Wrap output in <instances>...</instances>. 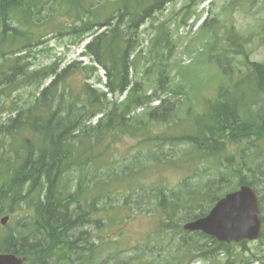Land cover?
Listing matches in <instances>:
<instances>
[{
	"label": "trees",
	"instance_id": "16d2710c",
	"mask_svg": "<svg viewBox=\"0 0 264 264\" xmlns=\"http://www.w3.org/2000/svg\"><path fill=\"white\" fill-rule=\"evenodd\" d=\"M170 1L0 0V218L9 217L0 225V253L24 257L22 264H218L222 253L226 259L219 264H242L241 251L185 231L183 223L205 216L217 200L243 184L258 194L264 222V63L246 59L234 73L231 65H217L225 82L204 112L190 117L188 130L153 132V127L175 123L176 103L163 98L135 113L160 96H146L131 72L141 50L138 29ZM110 2L115 10L102 20L100 11ZM59 8L73 16L68 33L75 43L91 37L82 54L97 65L32 64V48L42 42L34 30ZM233 31L228 33L233 53L248 58L244 39ZM162 34L159 26L152 40L158 54ZM151 67L158 90H169L168 65ZM123 135L139 138L127 159L114 150ZM245 139L255 149L253 161L247 149L238 158L222 156L227 146ZM215 158L222 168L215 175L197 167ZM160 164L196 170L182 177L176 189L162 183L140 186L149 166ZM229 177L237 178V185L229 186ZM130 182L139 187L123 193L118 186ZM135 191L142 200L132 197ZM122 207L133 215L156 216V227L143 243L128 249H119L118 236L111 237L106 252L90 231L125 221Z\"/></svg>",
	"mask_w": 264,
	"mask_h": 264
},
{
	"label": "rangeland",
	"instance_id": "374dc122",
	"mask_svg": "<svg viewBox=\"0 0 264 264\" xmlns=\"http://www.w3.org/2000/svg\"><path fill=\"white\" fill-rule=\"evenodd\" d=\"M113 10H115V5L110 2L106 8L100 11L99 17L103 20ZM51 11L54 12L55 9L53 8ZM48 13V10L43 12L41 17L45 14L46 18ZM72 17L59 8L58 12L34 30L35 35L40 36L42 42L32 48L30 61L33 65L43 66L51 63L67 65L71 62H81L78 65H97L88 56L81 55V50H84V45L91 37L85 36L83 41L77 44L74 35L68 33L69 25L73 22ZM204 23L206 27L201 29ZM159 26L164 32L162 34L164 44L159 48L158 54L152 47V40ZM103 29L104 27L100 28L98 32ZM231 29L246 42L244 46L243 41L242 46L248 58L245 55L233 53L234 49L230 46V34H228ZM138 42V49L141 50L135 62L136 71L133 69L131 72L133 80L140 81L146 96L156 93L160 98L151 99L148 104L138 108L135 113L140 114L144 109L158 105L161 99L170 98L172 102L176 103L175 123L156 126L152 130L155 133L179 134L183 128L188 130L190 117L204 112L205 108L216 99L218 85L225 82V77L222 78L219 75L220 70L217 65L225 67L231 65L234 73L242 68L246 59L264 63V0H171L170 3L165 4L163 10L154 14L149 21L140 26ZM219 61L221 64H218ZM151 65H168L169 90L165 92L158 90L157 76ZM97 74L103 82L105 79L103 69L99 68ZM94 85L97 88H104L103 83L94 82ZM249 140H242L236 145L230 144L225 148L222 156L238 158V153L242 154L240 150L247 149V152L250 153L247 155L248 160L253 161L255 149L252 144L249 145ZM138 143L139 138L123 135L120 140L114 143V150L127 159L130 152H135ZM260 145L264 147V141ZM180 147L187 148L188 146L180 145ZM130 156L132 155L130 154ZM116 158L117 161H120V156ZM218 160L220 159L218 158ZM217 162L215 158L204 163V166L199 164L197 167L201 169L204 167L207 169V173L213 176L218 169H222ZM126 163H129V160ZM149 167V170L139 178L140 186L153 187L162 183L169 189H176L182 177L192 176L196 170L195 168L191 170H189L190 168L187 170L185 167L176 168L168 164H160L159 167L150 165ZM229 179V186L237 185V178L229 177ZM118 187L125 193L124 191L129 188L136 189L139 185L130 182V185L124 184ZM138 192H133L132 197L140 201L143 196L138 195ZM261 196L264 197V195ZM122 198L123 196H118L117 200L121 201ZM261 201H264V198ZM122 209L123 216L128 214V217L123 219L125 221L116 220L117 216L115 220L122 221L119 224L103 225L101 229L93 228L94 232L90 231L93 237L98 236V239L102 241L106 252L111 248L106 243L111 237L118 236L120 243L116 246L119 249H128L143 243L148 237V233L156 227L157 221H154L156 216L153 218L143 212H136L133 215L129 207H122ZM21 212L19 211V215ZM13 225L14 222H11V226ZM87 226H83L84 229ZM229 245L232 251H241L242 264L248 262L249 264H264V232L257 240H243L240 243H229ZM254 257L260 258L256 260ZM225 259L224 255L220 253L217 255L216 261L219 264ZM23 261L25 262L26 259L24 258ZM195 264H209V262L198 260Z\"/></svg>",
	"mask_w": 264,
	"mask_h": 264
},
{
	"label": "water",
	"instance_id": "95a60500",
	"mask_svg": "<svg viewBox=\"0 0 264 264\" xmlns=\"http://www.w3.org/2000/svg\"><path fill=\"white\" fill-rule=\"evenodd\" d=\"M257 195L253 188L243 184L225 194L211 207L207 215L185 222L183 229L200 231L220 242L255 240L261 234ZM8 216L0 219L1 225ZM24 258L13 253H0V264H21Z\"/></svg>",
	"mask_w": 264,
	"mask_h": 264
},
{
	"label": "bare ground",
	"instance_id": "6f19581e",
	"mask_svg": "<svg viewBox=\"0 0 264 264\" xmlns=\"http://www.w3.org/2000/svg\"><path fill=\"white\" fill-rule=\"evenodd\" d=\"M214 191V190H213ZM226 193V192H225ZM220 198V197H219ZM1 219V218H0ZM85 222V221H84ZM84 226V225H83ZM20 239V238H19ZM87 246V245H86ZM72 249V248H71ZM78 254V253H77ZM94 256V255H93ZM96 257V256H95ZM93 258V257H92ZM34 259V258H33Z\"/></svg>",
	"mask_w": 264,
	"mask_h": 264
}]
</instances>
